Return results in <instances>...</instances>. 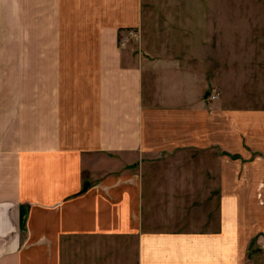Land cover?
I'll list each match as a JSON object with an SVG mask.
<instances>
[{"label":"crops","instance_id":"crops-1","mask_svg":"<svg viewBox=\"0 0 264 264\" xmlns=\"http://www.w3.org/2000/svg\"><path fill=\"white\" fill-rule=\"evenodd\" d=\"M68 1L31 77L35 114L9 127L28 137H13L23 164L0 186V264H248L253 237L264 249V172L253 170L264 166V107L207 103L201 65L146 33L121 47L122 31L142 29L143 0ZM226 157L251 166L249 184ZM210 161L217 186L205 185ZM76 239L85 244L71 254Z\"/></svg>","mask_w":264,"mask_h":264},{"label":"rangeland","instance_id":"rangeland-1","mask_svg":"<svg viewBox=\"0 0 264 264\" xmlns=\"http://www.w3.org/2000/svg\"><path fill=\"white\" fill-rule=\"evenodd\" d=\"M4 1L7 0H2L0 8L3 16L0 20V183L15 168L16 162L19 166L23 164V160L18 163L17 146L11 143L18 133L24 137L21 142L26 143L28 132L23 127H9L13 118L19 116L24 122H30L35 114L39 102H32L33 94L27 92L31 77L35 68H42L43 48L51 52L55 49L56 27L60 22L57 14L63 18L69 5L68 0H18L11 2L15 11L6 15L9 3ZM143 19V30L137 37L126 39L123 45L120 33L121 47L142 45L146 33L152 44L167 52L166 56L190 58L201 65L199 69L205 70L207 103L217 102L216 107L224 111L264 107V0H143ZM145 52L151 56L146 49ZM215 90L219 97L209 100V94ZM15 109H19V114H15ZM222 120V131L234 133L233 122ZM211 131L214 135L218 133L215 128ZM206 152L209 156L220 153L214 144L206 148ZM38 156L42 157L41 154L34 157ZM226 158L227 165H233L228 161L230 157ZM213 166L211 161L205 163V185L219 184V178H214ZM233 166L239 182L249 184L247 175L251 166L243 165L239 172ZM253 170L264 172V166L261 169L253 167ZM7 184L2 182L0 186ZM262 188L264 179L257 183L259 206L261 195L263 199ZM261 211L260 217L264 219L263 207ZM253 239L254 243L248 248V264H264V249L257 243V237ZM36 242L30 236L24 251L33 248ZM71 244L72 254L83 249L80 247L85 243L76 239Z\"/></svg>","mask_w":264,"mask_h":264},{"label":"built area","instance_id":"built-area-1","mask_svg":"<svg viewBox=\"0 0 264 264\" xmlns=\"http://www.w3.org/2000/svg\"><path fill=\"white\" fill-rule=\"evenodd\" d=\"M141 31L140 27L132 28V29H126L125 31H122L121 33V45L126 41L128 38L137 37L138 33ZM219 92L217 90L211 92L208 96L209 100H215L219 97Z\"/></svg>","mask_w":264,"mask_h":264},{"label":"trees","instance_id":"trees-1","mask_svg":"<svg viewBox=\"0 0 264 264\" xmlns=\"http://www.w3.org/2000/svg\"><path fill=\"white\" fill-rule=\"evenodd\" d=\"M231 157H232V158H238L239 155H237V154H231ZM254 238H256V237H254ZM251 241H252V242H250V245H251L252 243H254L255 239H253V240H251Z\"/></svg>","mask_w":264,"mask_h":264}]
</instances>
